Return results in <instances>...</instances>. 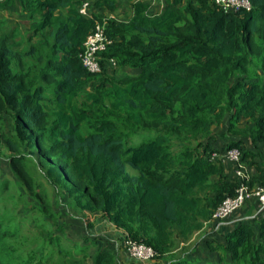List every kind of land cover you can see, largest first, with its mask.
Segmentation results:
<instances>
[{
  "label": "trees",
  "instance_id": "16d2710c",
  "mask_svg": "<svg viewBox=\"0 0 264 264\" xmlns=\"http://www.w3.org/2000/svg\"><path fill=\"white\" fill-rule=\"evenodd\" d=\"M84 1L93 0H15L31 22L29 38H44L23 52L19 41H9L15 31L0 36V130L2 120L11 119L14 132L4 135L10 153L0 174L25 190L45 222L56 213L34 172L80 212L101 213L122 229L123 251L131 237L152 246L154 258L166 259L240 184L237 164L230 176L216 154L238 148L241 163L255 170L250 184L264 186V161H258L264 145V0L233 12L213 0H167L158 15L141 0L121 22L103 10L115 11L117 0L91 2L86 15L80 11ZM100 24L111 42L98 52L101 72L93 73L83 56ZM34 55L28 65L25 57ZM111 59L132 72L109 73ZM242 118L252 123L247 131L239 129ZM224 122L243 139L218 141L213 131ZM141 130L151 138L131 144L130 134ZM245 139L250 149L241 148ZM49 232L47 264H85L77 254L85 259L91 247L92 264H122L109 236L88 235L75 253L74 245L65 248L60 235ZM220 232L213 235L219 240L206 239L209 251L224 248L232 264L264 260L263 213ZM8 234V228L0 233V264H19ZM186 253L166 264H203ZM33 258L23 264H42Z\"/></svg>",
  "mask_w": 264,
  "mask_h": 264
},
{
  "label": "rangeland",
  "instance_id": "374dc122",
  "mask_svg": "<svg viewBox=\"0 0 264 264\" xmlns=\"http://www.w3.org/2000/svg\"><path fill=\"white\" fill-rule=\"evenodd\" d=\"M12 1V5H7V0H0V36L5 34V32L13 33L15 31L14 35L9 39V41L11 43H16L19 41V50L25 52L31 47V45L36 44L41 38H44V36L41 33H38L33 34L34 36L29 38V36L34 33L33 29L30 28L31 22L25 18L26 15L22 5L20 3H16L15 0ZM96 1L97 0L91 1L93 7L94 2ZM140 1L141 0H117L118 8H116L115 11H109L107 8L102 9L106 10L105 17H108L116 22H121L127 20L128 17L133 15L134 5ZM147 1L150 3L149 13L151 15H158L162 13L167 2V0ZM46 38L47 40L51 41V39L48 37ZM39 50L40 49H38L36 53L39 52ZM36 58H38L37 55L25 57V61L28 65H33V63L36 62ZM109 68L112 71L109 73L116 76H122L132 72V70L129 68L121 67L119 65L110 66ZM94 88L95 84L90 83L88 89ZM238 126L239 129L247 131L252 126V123H250L247 118H242L238 123ZM13 133L11 119L2 120L0 130V171L2 169L7 170L5 165L9 159L8 156L10 153L3 141L4 135L13 136ZM213 133L217 136L218 141H222L224 139H243V136L237 135L233 131L229 132V130H227L226 122H224L223 127H219V129L214 128ZM150 138L151 136L148 134V132L141 130L138 133L130 134L129 141L133 145H138L139 143ZM242 141L243 145L241 148L244 150L250 149V140L245 139ZM255 150L258 151L259 149L255 148ZM259 151L261 154L258 161H264V145H261ZM245 166L250 171V165L248 164V161L247 165ZM34 174L36 175V180L40 181L42 183V187L47 191L46 195L48 197L46 199L50 201L51 207L53 206V212L56 213V217L48 219L46 218V222L41 211H35L32 209L33 206L29 202L30 197L28 198V194H26L25 190H21L20 186L12 179V177H9V179L3 181V176L0 174V233H3V228H8L9 234L6 239L7 242L10 243L8 248L17 247V260L19 264H23L28 259V256L34 257L33 259L36 262L41 259L43 261L42 264H47L49 254L47 255V253L44 252L45 248L43 247L46 243V238L50 233V230L60 235L62 245L65 248L71 247L72 249V245H74L75 248H73V251L76 253L79 249V246L85 244L87 240V238L84 236L85 234L78 236V230L80 228L87 230V228H89V222H93L95 225L94 221L95 219L97 220V217H100L102 223L106 221V218L103 217L101 213H98V215H96L97 217H95L92 214L80 212L78 209L72 206L71 203L65 202L63 199H61L60 195H57L56 192L53 191L52 185H50L48 181L43 178L42 174H39L38 172H34ZM8 184L9 188L6 187ZM236 217L238 218L239 215ZM79 220L84 226L78 223ZM92 228H94V226ZM101 229L102 228L100 224L99 230ZM215 232L221 233L212 225L207 224L205 228L194 235L190 241H187L186 243H179L173 249L171 254L166 257V259H156V256V258L150 259V261L155 260V264H166L170 261V259H172V257L176 259L179 254L182 255L184 252H187V258L201 259L203 261L201 263L203 264H209L214 260H218L217 262L220 261L222 264H232V262H230V255L225 251L224 248L221 247L219 251L211 253L208 251L207 246L204 245V242L207 238L217 234ZM79 238H81L82 241L76 242L77 240L75 239ZM119 246H122V244ZM122 247H120L121 250L119 252H124L122 251ZM39 252H44V254ZM93 254L94 250L91 247L89 257L88 252L85 259H83V254L77 255L80 260L85 261V264H92ZM1 257L7 258V252L2 254ZM261 257L264 259V255ZM253 262L255 264H264V260H255ZM33 264H35V262Z\"/></svg>",
  "mask_w": 264,
  "mask_h": 264
},
{
  "label": "built area",
  "instance_id": "2783aa9c",
  "mask_svg": "<svg viewBox=\"0 0 264 264\" xmlns=\"http://www.w3.org/2000/svg\"><path fill=\"white\" fill-rule=\"evenodd\" d=\"M215 4L225 11H237L242 8L250 9V0H213ZM90 1H84L80 8L83 14H88L90 9ZM111 42L105 32V24L97 25L96 29L88 36L85 42V53L83 61L85 66L92 72H101L102 68L99 62L98 52L105 50L106 46ZM111 66H118L115 59L110 60ZM226 158L233 163H236L235 174L237 175L240 184L237 186L235 194L227 196L223 199L220 205L215 209L210 222H223L234 213L241 210L244 205L252 199H255L261 205V210H264V186H252L249 182L251 172L241 163V151L238 148H231L226 152ZM264 214V213H263ZM209 224V222L207 223ZM124 247L128 255L141 259L150 260L156 256L155 249L146 244L139 242L131 237H126Z\"/></svg>",
  "mask_w": 264,
  "mask_h": 264
},
{
  "label": "crops",
  "instance_id": "0c3cea01",
  "mask_svg": "<svg viewBox=\"0 0 264 264\" xmlns=\"http://www.w3.org/2000/svg\"><path fill=\"white\" fill-rule=\"evenodd\" d=\"M225 154L226 153H224V152L218 153V154H216V157L219 158L223 164H225L226 171L231 176V175H233V171H234L235 166H234L232 161H230L226 158ZM250 172H251V175L255 174L254 168L251 167ZM262 213H264V210H261L260 203L257 202L255 199H252V200H249L241 210H239L237 213H234L231 217H229L225 221H223V222H209V224L212 225L218 231H221L222 229H226V230L230 229V228L233 229V227H235L240 220L241 221L242 220L243 221L249 220V219L251 220V219L255 218L257 215H260ZM237 215H239L238 218L236 217ZM80 222L81 221H78V223H80ZM94 222H95L94 228H87V230H85L84 228L83 229L80 228L77 232L78 236H81L82 234H85L84 235L85 237H89L88 235H90V234L91 235L101 234L104 236H109L111 242L114 241V244H113L115 246L114 250H116V252L120 256L122 264H155V260H151V261L150 260H141V259H137V258H134V257L128 255L125 251L119 252L121 250L120 247L123 246V240L125 238L124 231L122 229L118 228L116 225L112 224L108 219H106V221L102 223V221L100 220V217H97V220L95 219ZM100 224H101V228H102L101 230H99ZM80 225H83L82 222ZM198 232H200V231H198ZM198 232H196L195 235ZM217 235H218V237H220V234H217ZM210 238L214 239L216 237L212 236ZM210 238H207V239H210ZM75 240L82 241L81 238L75 239ZM217 240H219V239H217ZM220 241H224V240L221 239ZM120 244H122V246H119ZM204 245H206L205 242H204ZM123 249L124 248L122 247V251H123ZM208 251H209V249H208ZM217 261L214 260L213 262H210V263H218Z\"/></svg>",
  "mask_w": 264,
  "mask_h": 264
},
{
  "label": "clouds",
  "instance_id": "9594fccd",
  "mask_svg": "<svg viewBox=\"0 0 264 264\" xmlns=\"http://www.w3.org/2000/svg\"><path fill=\"white\" fill-rule=\"evenodd\" d=\"M118 63V62H117Z\"/></svg>",
  "mask_w": 264,
  "mask_h": 264
}]
</instances>
